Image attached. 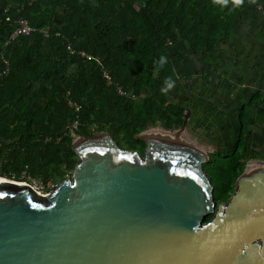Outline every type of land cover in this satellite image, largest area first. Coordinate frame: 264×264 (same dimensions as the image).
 <instances>
[{
  "label": "trees",
  "instance_id": "1",
  "mask_svg": "<svg viewBox=\"0 0 264 264\" xmlns=\"http://www.w3.org/2000/svg\"><path fill=\"white\" fill-rule=\"evenodd\" d=\"M256 3L264 7V0ZM240 11L231 0L227 5L214 0H0V71L1 57L9 63L8 73L0 76V158L5 165L0 176L57 183L76 165L70 148L75 136L105 131L115 142L123 135L129 149H140L133 137L150 122L166 130L180 127L182 106L170 99L176 92L175 67L190 56L214 66L217 43L230 36ZM18 17L36 29L47 28L46 36L33 32L9 40ZM162 56L167 62L161 66ZM256 68L257 73L263 69ZM205 76L218 77L209 69ZM169 77L174 87L164 93ZM260 103L257 94L239 108L235 143L209 154L203 165L216 204L228 200L244 171L251 106L252 125L264 134Z\"/></svg>",
  "mask_w": 264,
  "mask_h": 264
},
{
  "label": "water",
  "instance_id": "2",
  "mask_svg": "<svg viewBox=\"0 0 264 264\" xmlns=\"http://www.w3.org/2000/svg\"><path fill=\"white\" fill-rule=\"evenodd\" d=\"M182 110L138 134L141 154L105 131L71 138L76 165L46 195L0 181V264H264V172L216 204L201 153L221 150L215 129Z\"/></svg>",
  "mask_w": 264,
  "mask_h": 264
},
{
  "label": "rangeland",
  "instance_id": "3",
  "mask_svg": "<svg viewBox=\"0 0 264 264\" xmlns=\"http://www.w3.org/2000/svg\"><path fill=\"white\" fill-rule=\"evenodd\" d=\"M241 11L238 13L237 17L240 15L243 20L240 21V23H237L239 26V29L241 31H245L246 25L251 23L253 25L254 23L258 22L259 27H257V36L255 37V42H263L264 43V7L255 3H251L250 0H244V4L240 7ZM243 33H241L242 35ZM228 38V37H227ZM255 47V46H252ZM251 48V46H250ZM264 48V47H263ZM253 49V48H252ZM257 50V49H256ZM255 50V51H256ZM258 51V50H257ZM171 52H175V49H172ZM259 52V51H258ZM264 53V52H263ZM250 56L253 54V51L249 52ZM190 55H192L190 53ZM244 55H248L247 53L243 52L239 56L243 57ZM215 66V65H214ZM212 66V67H214ZM207 68L201 61L198 59H194L193 56H190L188 60H184L183 65L175 67V78H176V94H172L170 96V99L172 102L190 106V108L193 110L194 114H197L196 110H200L202 113H209L212 114V117L207 116L208 119H204L201 116H196L208 125L212 126L215 129L221 150L216 151H209V152H201L205 158L209 159V154L215 153V152H221L224 150H228L236 141L238 136V124L233 121L231 117L226 116V119H224L223 115H218L222 111V109H228L230 114L232 115L231 111H235V106L230 105H221V89L224 88V85L222 88H211V84H213V79L211 78L208 81H205V75H202ZM202 72V74H200ZM191 77L192 83H195L197 87H202L203 92H193L190 90V88L187 86L190 81H188L186 78ZM205 83V84H204ZM218 86L222 85L221 83L217 84ZM198 89V88H197ZM202 95V96H201ZM209 95L211 98H209V101H207V105H201L202 103L205 104L202 99L204 96ZM219 97V99L217 98ZM179 98V99H178ZM190 102L187 104L185 103L187 99H190ZM248 98V97H247ZM182 101V102H180ZM199 111V112H200ZM160 127L163 129V131H167L162 127L160 123H158ZM148 128V127H147ZM146 128V129H147ZM142 131V135H144L145 131ZM96 133V132H94ZM80 137V136H78ZM134 141L136 143L134 144L136 147L140 149H129L130 142L125 140L123 135H120L118 137L117 142L118 145L121 148L129 149V150H139L141 153L143 151V148L145 146L143 140L137 135L133 137ZM247 139L249 141V148L250 151L246 152V160H245V168L243 173L239 176L241 177L243 174L247 173V171H258L259 169L264 168V135H261V132L256 130L255 127L250 126V132L247 134ZM138 151V152H139ZM139 152V153H140ZM140 153V154H141ZM256 153L257 155H255ZM206 161V162H207ZM5 168L4 163H2V159L0 158V174H2L3 170ZM8 168V166H6ZM11 169V168H10ZM11 172V171H10ZM72 171H67L65 175L62 177L61 180L58 182H62L63 180L70 178ZM12 175V174H10ZM3 177V176H1ZM238 177V178H239ZM6 178V177H5ZM237 178V179H238ZM11 179H14V176H11ZM25 179V178H24ZM60 179V178H59ZM57 182V183H58ZM57 183H48L46 191L44 190V194L50 192L53 188H55L58 184ZM236 183V182H235ZM235 186V184H234ZM234 189V188H233ZM233 192V191H232ZM232 194V193H231ZM226 202V201H222Z\"/></svg>",
  "mask_w": 264,
  "mask_h": 264
},
{
  "label": "crops",
  "instance_id": "4",
  "mask_svg": "<svg viewBox=\"0 0 264 264\" xmlns=\"http://www.w3.org/2000/svg\"><path fill=\"white\" fill-rule=\"evenodd\" d=\"M241 16L242 15L239 14V16L237 17L234 29L232 30L230 36L228 38L226 37L222 39L217 43L216 58L218 59V62L214 64V67L211 66L210 68H205L204 70H215L216 76H218L217 78L205 76V81H208L210 78L211 80L213 79L211 88H222V86L224 85V88L220 91V101H222V103L220 104L224 106H235V111H231L232 115L230 114L228 109H222V112L218 115H223L224 119H226V116L231 117L237 124L238 108L244 106L257 94L260 95L261 103L264 102V81L260 80V76L264 73V43L261 41L255 42V37L258 35L257 27H259L260 25L258 22L254 23L253 25H251V23L249 22V24L245 27V31L243 32L237 25V23H240V21L243 20V18L240 19ZM241 33L243 34L241 35ZM250 51H253V54L251 56L249 54ZM243 52L247 53L248 55L240 57L239 55ZM257 66H261V68H263L261 70L259 69L258 73L256 68ZM200 74H202V72ZM202 75H206V72H204ZM186 79L190 81L187 86L191 91L199 93L203 92L202 87L199 88L195 83H192L191 77H188ZM218 83H221L222 85L218 86ZM209 98H211L209 95L204 96L202 101L205 104L202 103L201 105L206 106ZM217 98L219 99V97ZM189 100H191V98L187 99L185 103L188 104L190 102ZM181 106L183 108H188L190 110V113H192L194 116H201L204 119H208L207 116L210 115L209 113H202L200 111L202 109L199 110L200 112L196 110L197 114H194L190 106ZM249 111V127L253 126L256 128V130L261 132V129L259 127L252 125V115L255 111L252 109H249ZM210 117H212V114L210 115ZM261 134L263 133L261 132Z\"/></svg>",
  "mask_w": 264,
  "mask_h": 264
},
{
  "label": "built area",
  "instance_id": "5",
  "mask_svg": "<svg viewBox=\"0 0 264 264\" xmlns=\"http://www.w3.org/2000/svg\"><path fill=\"white\" fill-rule=\"evenodd\" d=\"M8 9H9V5H7L5 7V9L3 10V13H7L8 12ZM6 21L7 22H10V19L9 18H6ZM12 24L14 26V30L11 33V35L9 37V40H13L17 36L29 35V34H31L33 32H42L45 36L47 34V28L36 29L34 27H31L29 25V22L25 18H22V17H18L16 19H14L12 21ZM167 45H171V43L170 42H167ZM67 49L69 50L70 53H73L74 52L70 47H67ZM78 54H80V56H82V57H84L86 59H92L93 58L92 56L86 54L83 51L78 52ZM1 60H2V63L4 65V68H3L2 71H0V76L6 75L8 73V69H9V63H8L7 59L4 58V57H1ZM95 61L96 62H99L98 59H95ZM103 78H105L107 84H110L111 78L107 74L106 71H103ZM118 92L121 95H124L125 94V92H123L120 87L118 88ZM129 96H131L132 98H134V96L132 95V92L129 93ZM68 104H69V106H71L73 108L74 112H78L79 111V106L78 105L72 103L71 101H68ZM75 126L76 125L74 124L73 127H75ZM22 178L23 179H21L19 181H15V182H19V183H22L23 182V183H26L28 186H30L33 189L34 192H36V193H38L40 195H46L47 194V193L44 194L43 191L44 190L46 191L48 184H44V183H42V182H40L38 180H35L34 178H31L30 176L22 175ZM9 180L14 181V179H9ZM52 190H50V191H52Z\"/></svg>",
  "mask_w": 264,
  "mask_h": 264
},
{
  "label": "clouds",
  "instance_id": "6",
  "mask_svg": "<svg viewBox=\"0 0 264 264\" xmlns=\"http://www.w3.org/2000/svg\"><path fill=\"white\" fill-rule=\"evenodd\" d=\"M215 3H221L224 5H227L229 3V0H214ZM251 3H255L256 0H250ZM231 3L239 8L244 4V0H231ZM167 62V58L166 57H161L159 64L162 66L163 64H165ZM174 87V81L169 77L166 80V88L162 89L161 91L164 93H167L168 91H170L172 88Z\"/></svg>",
  "mask_w": 264,
  "mask_h": 264
},
{
  "label": "bare ground",
  "instance_id": "7",
  "mask_svg": "<svg viewBox=\"0 0 264 264\" xmlns=\"http://www.w3.org/2000/svg\"><path fill=\"white\" fill-rule=\"evenodd\" d=\"M256 172H264V168L263 169H259L258 171H247V173H245L246 175H250L252 173H256ZM7 180L5 177H0V181H4ZM21 185H27L26 183H21Z\"/></svg>",
  "mask_w": 264,
  "mask_h": 264
},
{
  "label": "flooded vegetation",
  "instance_id": "8",
  "mask_svg": "<svg viewBox=\"0 0 264 264\" xmlns=\"http://www.w3.org/2000/svg\"><path fill=\"white\" fill-rule=\"evenodd\" d=\"M175 88H176V86H175ZM176 94V93H175ZM179 99V98H178ZM180 102H182V101H180ZM260 104H262V103H260ZM250 109H252V110H254L255 111V107L254 106H251L250 107ZM238 110H239V108H238ZM262 135V134H261ZM138 151V150H137Z\"/></svg>",
  "mask_w": 264,
  "mask_h": 264
}]
</instances>
